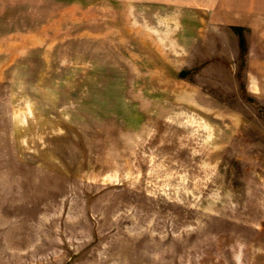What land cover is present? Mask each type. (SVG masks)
<instances>
[{
    "label": "rangeland",
    "instance_id": "1",
    "mask_svg": "<svg viewBox=\"0 0 264 264\" xmlns=\"http://www.w3.org/2000/svg\"><path fill=\"white\" fill-rule=\"evenodd\" d=\"M0 264H264V0H0Z\"/></svg>",
    "mask_w": 264,
    "mask_h": 264
}]
</instances>
